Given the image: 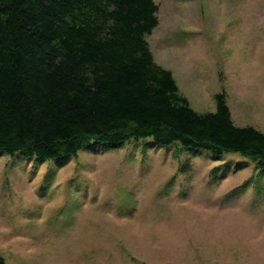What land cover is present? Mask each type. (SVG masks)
Wrapping results in <instances>:
<instances>
[{
	"label": "rangeland",
	"instance_id": "obj_1",
	"mask_svg": "<svg viewBox=\"0 0 264 264\" xmlns=\"http://www.w3.org/2000/svg\"><path fill=\"white\" fill-rule=\"evenodd\" d=\"M145 36L190 106L226 94L235 125L264 133V0H154ZM5 264H264V172L142 140L74 156L0 153Z\"/></svg>",
	"mask_w": 264,
	"mask_h": 264
},
{
	"label": "trees",
	"instance_id": "obj_2",
	"mask_svg": "<svg viewBox=\"0 0 264 264\" xmlns=\"http://www.w3.org/2000/svg\"><path fill=\"white\" fill-rule=\"evenodd\" d=\"M157 9L154 0H0V153L46 161L142 140L238 153L264 172V133L234 124L225 92L198 112L155 62L145 36Z\"/></svg>",
	"mask_w": 264,
	"mask_h": 264
}]
</instances>
